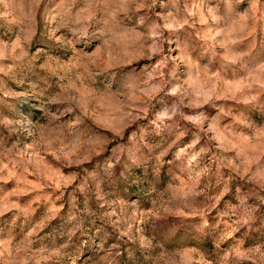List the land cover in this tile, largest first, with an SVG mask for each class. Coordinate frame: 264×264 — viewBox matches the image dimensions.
Instances as JSON below:
<instances>
[{"label":"clouds","instance_id":"1","mask_svg":"<svg viewBox=\"0 0 264 264\" xmlns=\"http://www.w3.org/2000/svg\"><path fill=\"white\" fill-rule=\"evenodd\" d=\"M0 264H264V0H0Z\"/></svg>","mask_w":264,"mask_h":264}]
</instances>
